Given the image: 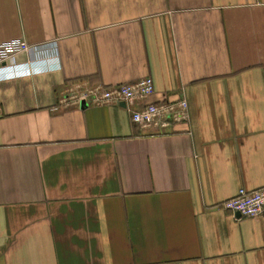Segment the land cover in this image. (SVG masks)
<instances>
[{"label":"crops","instance_id":"1","mask_svg":"<svg viewBox=\"0 0 264 264\" xmlns=\"http://www.w3.org/2000/svg\"><path fill=\"white\" fill-rule=\"evenodd\" d=\"M12 39L56 48L0 72V264H264V216L224 208L264 187V0H0ZM148 76L134 104L61 102Z\"/></svg>","mask_w":264,"mask_h":264},{"label":"built area","instance_id":"2","mask_svg":"<svg viewBox=\"0 0 264 264\" xmlns=\"http://www.w3.org/2000/svg\"><path fill=\"white\" fill-rule=\"evenodd\" d=\"M55 42L31 44L26 40L12 39L0 43V72L8 69L9 78L32 75L43 67L36 68L37 63H48L50 53L54 54ZM21 54L29 55V60L17 64L14 60ZM58 57V55H56ZM79 87V86H77ZM75 87V88H77ZM156 92L154 79L145 77L135 83L115 86L89 87L79 92L70 90L62 97V105H82L84 102L96 104H134L138 100H147ZM2 108L0 107V116ZM132 121L142 127L155 126L164 128L172 122L188 116V104L181 100L175 104L147 103L139 110H132ZM224 208L240 214V218H257L264 216V187L256 190L240 188L238 194L224 203Z\"/></svg>","mask_w":264,"mask_h":264},{"label":"water","instance_id":"3","mask_svg":"<svg viewBox=\"0 0 264 264\" xmlns=\"http://www.w3.org/2000/svg\"><path fill=\"white\" fill-rule=\"evenodd\" d=\"M238 216L240 217V214H238Z\"/></svg>","mask_w":264,"mask_h":264}]
</instances>
